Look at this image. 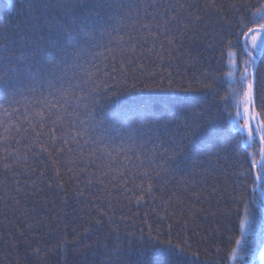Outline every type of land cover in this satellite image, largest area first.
<instances>
[{
	"label": "trees",
	"instance_id": "16d2710c",
	"mask_svg": "<svg viewBox=\"0 0 264 264\" xmlns=\"http://www.w3.org/2000/svg\"><path fill=\"white\" fill-rule=\"evenodd\" d=\"M161 2L175 8L163 16L158 14L154 21H143L151 24V30L142 31L138 43L133 41L135 51L130 44L123 56L116 53L114 61H95L99 65L93 86L97 111L114 107L113 101L122 104L131 98H187L195 112L212 118L209 128L219 139L218 155L190 153L180 171L158 155L150 167L142 156L145 165L137 169L134 165L139 162L133 157L124 179L112 173L103 183L87 186V174L79 171L80 157H75V164L53 165L38 145L28 152V142H13L6 153L0 143V264H124L129 257L136 259L141 248L150 249L155 243L148 235V225L153 236L159 229L162 239L167 238L171 225L174 243L179 234L200 252L197 264H236L229 252L239 237V201L235 198L245 177L238 173L247 168V153L258 152L259 144L248 149L237 144L239 135L232 125L235 101H222L221 97L243 75V61L248 58L237 20L241 15L250 18L264 0H158ZM6 8L7 0H0V19ZM229 50L236 53L237 64L232 83L225 75ZM253 69L249 67V72ZM254 72L259 84L264 77V55L257 57ZM170 80L175 85L191 83L194 89H202L198 82L212 83L216 92L128 91L133 82L143 88L144 83L163 81L166 88ZM114 91L122 94L117 97ZM183 123L184 115L178 113L170 128L175 131ZM152 135L155 139L156 134ZM170 136L168 132L162 138ZM153 147L159 146L148 145ZM57 168L60 177L55 175ZM145 169L150 180L142 176ZM250 209L257 223L246 237L249 243L243 264H260L264 260V225L259 222L255 201Z\"/></svg>",
	"mask_w": 264,
	"mask_h": 264
},
{
	"label": "snow or ice",
	"instance_id": "6c2138e0",
	"mask_svg": "<svg viewBox=\"0 0 264 264\" xmlns=\"http://www.w3.org/2000/svg\"><path fill=\"white\" fill-rule=\"evenodd\" d=\"M174 8L158 0H7L5 16L0 19V143L4 151L8 153L13 142L19 145L26 141L28 152L38 145L53 165L75 164V157H80L79 171L87 174V186L103 183L112 173L124 179L133 157L139 162L134 165L137 169L145 165L142 156L150 167L158 155L180 171L179 166L190 153L218 155L215 150L220 142L209 128L212 118L195 112L187 98H131L122 104L113 101L114 107L97 111L93 86L99 65L95 61H114L116 53L123 56L130 44L135 51L133 41L138 43L142 38L139 34L151 30V24L143 21H154L158 14L163 16ZM237 25L245 37L243 52L248 58L243 61V75L221 100L235 101L232 125L239 135L237 144L242 143L245 149L259 144L258 152L247 153V168L238 173L245 177L235 198L239 201V237L229 257L243 264L249 243L246 237L257 223L250 209L253 201L259 222L264 225V77L257 84L256 73L249 72V67L257 63V54L264 55V3L251 11L250 18L241 15ZM227 43L231 49L233 42ZM235 56L228 51L230 70L225 75L230 80L237 71ZM198 83L202 89L216 92L212 83ZM202 89H194L191 83L175 85L170 80L166 88L163 81L144 83L143 88L133 82L128 91L187 93ZM121 94L114 91L117 97ZM178 113L184 115V123L172 131L170 126ZM168 132L170 138H162ZM149 144L159 147L149 149ZM68 157L73 159L67 161ZM55 175L60 177L59 168ZM142 176L151 179L146 169ZM140 187L143 191V185ZM147 190L151 193V182ZM148 228L155 243L150 249L141 248L136 259L129 257L124 264H197L200 252L193 250L187 238L181 240L179 234L174 243L171 225L164 239L159 229L153 236L152 226ZM66 242L65 238L61 248Z\"/></svg>",
	"mask_w": 264,
	"mask_h": 264
},
{
	"label": "rangeland",
	"instance_id": "374dc122",
	"mask_svg": "<svg viewBox=\"0 0 264 264\" xmlns=\"http://www.w3.org/2000/svg\"><path fill=\"white\" fill-rule=\"evenodd\" d=\"M248 40H249V43H250V41H251V35H249V37H248ZM259 55L257 54V57H258ZM235 61H236V58H235ZM227 64H228V71L230 70V62H229V58H228V62H227ZM237 65V64H236ZM235 76V75H234ZM234 78V77H233ZM233 78H232V80H233ZM227 80L230 82V83H232V80H230L228 77H227Z\"/></svg>",
	"mask_w": 264,
	"mask_h": 264
},
{
	"label": "water",
	"instance_id": "95a60500",
	"mask_svg": "<svg viewBox=\"0 0 264 264\" xmlns=\"http://www.w3.org/2000/svg\"><path fill=\"white\" fill-rule=\"evenodd\" d=\"M242 42H243V44H242V49H243V45H244V43H245V37H243ZM256 65H257V63H256ZM256 65L254 66V69H253L252 72L255 71ZM263 263H264V260H263V262H261L260 264H263Z\"/></svg>",
	"mask_w": 264,
	"mask_h": 264
}]
</instances>
